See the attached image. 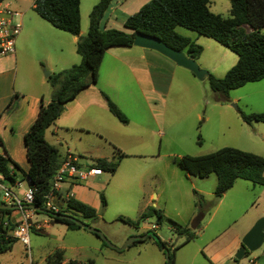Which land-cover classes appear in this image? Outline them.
<instances>
[{
	"label": "rangeland",
	"instance_id": "rangeland-1",
	"mask_svg": "<svg viewBox=\"0 0 264 264\" xmlns=\"http://www.w3.org/2000/svg\"><path fill=\"white\" fill-rule=\"evenodd\" d=\"M209 1V8L212 12L222 16L229 15V0ZM97 2L98 0H80V29L83 30V35L87 32L89 12ZM138 9L137 5H127L125 13L119 14L116 19L109 20L108 28L130 32L123 26L121 20L124 14L129 16ZM106 15L107 13L105 17ZM30 16L64 35H71L53 27L29 7L25 11L24 18ZM104 20L105 18L101 19L100 28L103 27ZM22 28L15 38L14 49L17 55L24 51L20 52V49H25L20 48V42H18L19 39L24 42L22 37L24 28ZM175 31L189 37L202 47L196 61L200 68L206 69L216 77H222L224 70L235 64L237 55L214 39L199 35L182 26H176ZM260 31L264 33V26ZM34 47L37 52L34 67L38 70L34 86L39 88L38 79L42 75L45 81L42 90L46 96H49L55 89L52 85L51 75L57 71L42 68V63H39L38 58H44V53H41L39 45L34 44ZM110 49L132 53L139 51L134 46H114ZM79 56L78 54L77 57ZM105 63L106 66L102 71H99V79L96 84L100 89H107L111 96L109 98L127 116L129 123H121L107 112L108 119L113 121L123 132L108 133L98 127L99 131H85L80 138L76 137L75 130L64 134L71 150L75 151V147L80 150L78 157L81 166L91 165L96 159L95 157L116 161L117 148L127 154L118 160V166L114 173L103 171L101 181H97L103 184L104 188L99 193H103L106 206L99 210L102 219L92 222L90 226L99 229L116 246H121L129 237L135 236L129 234H140L142 231L153 230L162 240L166 241L169 252H174V255L176 253L178 263L188 264L189 261H184L181 250L178 254L172 250V245L176 242L177 244L182 243L184 237L172 230L171 221L186 225L192 213L202 215L205 212L206 218L201 221L200 225H203L207 218L215 213L211 226L214 222L216 223L212 230L224 228V225L235 218H237L236 225L246 224L252 220L255 212H258L261 202L257 199L258 202L254 207H250L256 194L239 186L235 190H230L224 196L222 204L216 208L218 199L214 195L216 175L212 173L205 178L188 175L172 164V158L184 154H207L225 146L249 150L255 154L261 152L264 154V136L256 134L258 129H264V122L247 124L242 121L239 115L240 112H264V79L248 82L239 88L230 90L227 97H223L210 88L207 76L200 80L189 70L183 68H177L176 71L163 68L160 75L161 83L165 85L170 83V88L161 87L156 82L155 86L160 89L151 92L152 83L141 66L134 64L132 68H127L125 64L116 61L107 62L105 60ZM218 65L220 70L215 71L213 68ZM17 83H24L21 71L18 72ZM64 147L65 141L59 146V150L62 152ZM260 156L264 157V155ZM237 180L247 183L251 187V182L243 179ZM255 187L261 189L262 186L256 185ZM198 188L210 193L197 192L201 202L196 204L197 198L194 191H198ZM151 194L156 196L150 198ZM147 201L149 203L144 211L154 207L162 212L161 219L154 212H150L138 226L129 225L118 219L119 216L133 220L139 218L144 212L142 206ZM152 202H155L156 205H153ZM37 214L39 219L50 221L53 231L48 235L43 232H35L32 230L33 227L30 228V249L28 250L20 241H15L11 247L12 251L1 256L4 264H30L32 260L43 259L54 248L61 246L67 248L65 256L71 255L70 246L78 244L90 245L88 249L93 251L91 245L93 241H97L95 236H91L92 240L82 239L78 236V232L67 230L64 224L54 221L50 214L42 212H37ZM153 224H157L158 227L152 229ZM147 228L150 229L147 230ZM194 230L197 231L196 228ZM148 241H151V238L132 243L119 251L105 246V251L115 257L113 264H139V259L142 256L136 255L137 247H144ZM193 243L196 242L187 244L182 251L188 250L194 245ZM263 248L264 243L255 251L247 254L257 255ZM162 258L165 262V253ZM246 258L247 255L242 260ZM204 259L203 252H200L197 255V260L205 261ZM233 260L237 259L233 258Z\"/></svg>",
	"mask_w": 264,
	"mask_h": 264
},
{
	"label": "trees",
	"instance_id": "trees-1",
	"mask_svg": "<svg viewBox=\"0 0 264 264\" xmlns=\"http://www.w3.org/2000/svg\"><path fill=\"white\" fill-rule=\"evenodd\" d=\"M229 1V15L222 16L210 10L209 0H148L135 13L127 16L123 26L130 32H125L116 28H100V21L112 0H98L89 12L86 34L80 35V0H34L33 10L42 19L53 27L78 37L75 49L81 56V61L51 75L55 89L50 101L44 106L41 105L36 119L24 134L29 167L24 171L9 156L0 154V174L3 179L9 183H13L17 176L26 180L27 184L35 189L33 206L37 209H45V196L50 191L52 178L65 157L56 145L46 140L45 130L62 114L67 102L82 89L97 83L99 68L106 50L114 46H132L136 32L156 36L168 46L183 50L194 59L199 57L202 47L189 37L177 33L176 26H182L199 35L210 37L233 51L237 55V61L224 76L216 77L210 72L207 75L210 88L223 97H227L230 90L239 88L248 82L264 79V33L260 31L264 26V0ZM247 27L251 30L248 31ZM100 93L106 101L108 111L119 122L128 123L127 116L109 96L102 90ZM239 115L247 124L264 122V112H240ZM114 148L117 147L114 146ZM116 150V161L100 157L94 159L90 166L114 173L118 160L127 156L118 148ZM10 164L18 173L10 170ZM172 164L186 174L199 178H205L214 173L217 177L214 189L216 199L229 190L237 179L247 180L254 185H264V157L235 147L225 146L202 155L184 154L172 158ZM194 193L197 198L195 203L199 204L200 197L196 191ZM100 199L102 207H105L106 200L103 193H100ZM60 206L58 213L74 216L88 225L99 219L95 208L76 198L69 197ZM12 211L13 209L10 208H0V221L9 220L8 229L15 227V224L10 222ZM150 212H154L159 219L163 217L160 210L150 207L135 220L123 216H119L118 219L129 225L138 226ZM50 217L66 225L69 230L83 228L71 219ZM171 222L172 230L184 237L182 243L172 246V250L175 251L192 240L196 231L188 225ZM196 227L198 228L199 225ZM83 229L86 230V228ZM6 232L4 229L0 236V254L11 250L12 244L17 241L12 236H6ZM90 232L97 236L95 232ZM147 232L157 235L153 230L141 234ZM147 238H151L165 253V264H175L174 252H169L166 241L160 237L157 240L150 235ZM140 241L143 240H134L132 243ZM102 244L108 246L103 240ZM247 253L248 251L245 255ZM62 255L61 249L55 250L46 257V264H61ZM88 263L89 261L82 263L70 260L67 264Z\"/></svg>",
	"mask_w": 264,
	"mask_h": 264
},
{
	"label": "crops",
	"instance_id": "crops-1",
	"mask_svg": "<svg viewBox=\"0 0 264 264\" xmlns=\"http://www.w3.org/2000/svg\"><path fill=\"white\" fill-rule=\"evenodd\" d=\"M147 1L148 0H112L102 17V20L104 18L105 20L101 29L108 28L107 25L109 20L116 19L119 14L125 13L127 5H137V7L140 8ZM4 2L8 3L13 9L21 13V23L24 28L22 31V37L24 38V42L25 40L26 42L24 43L19 39L18 42H20V48H25L20 49V52L24 50L20 54L17 55L15 51L11 54L0 55V154L9 156L10 159L17 163L22 170L26 171L29 167V161L26 156L24 134L36 119L41 105H46L51 98L50 94L49 96H46L45 92L42 90L45 82L42 75L38 79L39 88L37 89L34 86L36 81L35 77L38 74L37 68L34 67L37 59V52L35 51L36 49L34 44L39 45L41 53H44V58H38L40 60L39 63H42L41 66L43 69L47 68L50 71H60L73 64L79 63L81 61V57H77L78 53L75 49V44L78 38L77 36L64 35L60 31L40 23L32 16L27 17L26 19L24 18L25 11L29 7L33 9L34 0H4ZM106 13L107 15L105 17ZM127 16V14H124L121 20L122 23H124ZM247 30L250 31L251 29L247 27ZM82 33L83 30L80 29V35H83ZM132 46H134V48H138L139 51L132 53L130 51H120L110 48L106 50L99 71H102L106 66L105 60H107V62L116 61L123 63L127 68H132L133 65L136 64V66H141L147 73L148 78L152 83L150 88L151 92H156L157 90L159 91L160 88L155 86L156 82L159 86L161 85V87L169 89L170 83L168 85L161 83L160 75L163 72V68L169 71H176L177 68L183 67L178 66L175 62L155 50L135 45ZM207 69L212 71L210 68ZM213 69L215 71L220 70L219 65ZM228 69L224 70V73L221 76H224ZM20 71L23 74V84L17 83L18 72ZM102 89L99 88L98 84H92L82 89L72 100L66 103L62 114L50 127L45 130L44 135L46 140L49 143L56 145L58 148L62 145V142L65 141V149H63L62 152L60 151L63 155L67 152H72L76 155L80 154V150L76 147L74 148L75 151L71 150L68 142L65 140L64 134L70 130H75L77 132V138H80L85 131H99L98 127H101V129H104L108 133H113L114 131L123 132L122 129L115 125L113 121L109 120L106 115L109 111L100 90L104 91L108 96L110 95L108 94L107 89ZM256 134L264 136V129H258ZM262 153L263 152L258 154L264 155ZM9 167L11 171L17 172L12 164H10ZM102 176L103 173L82 182L67 180L61 184L59 194L61 196L69 195L70 197L76 198L92 206L96 209L99 219H102L101 214L99 213V210L103 208L99 192L104 187L101 182H97L101 181ZM17 179L22 181V185H25V181L22 180L20 176H17ZM0 183L5 185L7 184V181L3 179L1 174ZM239 186H242L245 190L256 194L255 199L250 204V207H254L259 200L261 202V207L258 209V212H255L252 220L248 221L246 224L240 223L239 225H236L237 218H235L228 224L224 225V228H217L214 230H212V228L216 222H214L212 226L211 222L215 213L210 215L203 225L200 224L201 221L206 218L205 212L202 214V218L198 221V223L195 221L200 215L192 213L186 225H189L191 228H196V235L192 240L181 245L177 250H175L177 254L181 250L180 252L184 261L188 260V264H264V248L262 251L257 253V255L246 254L247 258L245 260L242 259L246 255H244L242 259H237L236 261L233 260L234 253L241 246L242 236L248 231L254 220L264 215V185L261 189H256V185L254 184H251V187H249L250 185H247V183H241L239 180H235L233 186L217 199L215 207L218 208V206L222 204L221 202H223V198H225L224 196H226L230 190H235V188ZM13 192L20 193L21 191L13 188ZM196 192H201V194L210 193L200 188H198V191ZM153 196L156 195L151 194L150 198ZM0 201L2 203L4 202L10 204L9 201L2 197L1 192ZM57 201L59 205H62L63 202L61 200ZM148 203L149 202L147 201L142 206L143 211L148 206ZM152 203L153 205H156L155 202ZM40 212L46 213L43 211ZM37 215L38 214H36L33 219L42 220L39 219ZM19 219V208H14L10 214V222L11 224H15V222ZM198 225L199 227L197 228L196 226ZM64 226L67 230H69L66 225ZM153 226L155 227L152 229H156L158 227L157 224H153L151 227ZM148 229L150 228H147V230ZM32 230L49 235L53 231V225L49 221L48 225L42 229L43 231L36 230L34 227ZM72 231L78 232V236L86 240H92L91 236H95L97 241H93L91 245L93 251H89L88 247L90 245L78 244L72 247L70 246L69 250L71 251V255L65 256L67 248L64 246L56 247L52 252L44 256L43 259L32 260L30 264H46V257L57 249L62 250L63 255L61 264H67L70 260L82 263H87L89 261L88 264H113L115 257L106 253V247L103 246L102 239L99 236L93 235L89 230H85L83 228ZM143 232L144 231L141 233ZM140 234L136 233L129 235ZM140 240H146V238ZM192 242L196 243H193L194 245H192V247L188 250L182 251L187 244ZM131 244L132 243L129 245ZM175 244H177V242ZM172 246H174V244ZM11 251L12 248L7 252ZM200 252H203L205 261L197 260V255ZM4 254H6V252L0 254V264H4L1 259V256H4ZM136 255L142 256L139 259V264L165 263L162 258L164 252L153 242L152 239L151 241H148L144 247H137ZM177 259L178 256H176L175 253V264H180Z\"/></svg>",
	"mask_w": 264,
	"mask_h": 264
},
{
	"label": "built area",
	"instance_id": "built-area-1",
	"mask_svg": "<svg viewBox=\"0 0 264 264\" xmlns=\"http://www.w3.org/2000/svg\"><path fill=\"white\" fill-rule=\"evenodd\" d=\"M22 28L21 13L13 9L8 3L0 2V55L11 54L15 52V38ZM103 170L96 166H81L79 163L78 155L67 152L64 159L60 163L55 175L52 178L50 191L45 196L44 208L51 213H58L60 205L57 200L64 202L70 196H61L59 194L60 186L67 180H74L78 182L86 181L90 178L101 175ZM22 185V181L16 179L13 183L7 184L0 183V192L2 197L9 201L10 204L17 205L20 211V219L15 222L13 229L10 227L9 220L0 221V236L3 230L6 229V236H12L18 241L23 243L28 250L30 249L29 243V230L34 227L36 230H42L48 225V220H37L33 217L37 214L35 206L33 205L35 189L27 184ZM13 188L20 190V193L13 192ZM153 226L152 228H154ZM264 243V242H263Z\"/></svg>",
	"mask_w": 264,
	"mask_h": 264
},
{
	"label": "water",
	"instance_id": "water-1",
	"mask_svg": "<svg viewBox=\"0 0 264 264\" xmlns=\"http://www.w3.org/2000/svg\"><path fill=\"white\" fill-rule=\"evenodd\" d=\"M133 45L157 51L158 53L162 54L163 56L175 62L178 66L189 70L196 78L200 80L204 79V77H206L209 73L206 69L200 68L196 59H194L192 56L187 55L183 50H177V49H174L168 46L165 42H163L160 38L156 36L144 34L141 32H136L134 39H133ZM47 74L49 75V73ZM28 206L33 207V205H28ZM0 208L14 209V208H18V206L14 204L2 203L0 201ZM39 211L46 212L56 218L64 217V218L71 219L75 221L77 224H79L81 227L86 228L89 231L95 232L97 236H99L108 246L114 249H117V250H123L134 240L144 239L148 235H150L151 237L157 240L159 239V237L153 234V232H147L144 234L131 236L121 246H116L113 243H111L108 240V238L104 235V233H102L99 229L86 224L84 221L74 216L60 214V213H51L49 211H46L45 209H39ZM201 218H202V215L197 217L195 222L198 223V221ZM263 242H264V215L259 217L253 223V225L248 229V231L242 236L241 246L236 251L234 258L242 259L246 251L248 252L255 251L263 244Z\"/></svg>",
	"mask_w": 264,
	"mask_h": 264
}]
</instances>
